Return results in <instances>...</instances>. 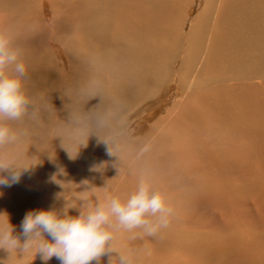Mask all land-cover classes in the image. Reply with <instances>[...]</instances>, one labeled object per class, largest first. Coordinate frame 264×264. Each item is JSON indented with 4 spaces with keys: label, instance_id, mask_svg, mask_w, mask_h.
<instances>
[{
    "label": "bare ground",
    "instance_id": "1",
    "mask_svg": "<svg viewBox=\"0 0 264 264\" xmlns=\"http://www.w3.org/2000/svg\"><path fill=\"white\" fill-rule=\"evenodd\" d=\"M192 1L0 0V28L13 30L27 66L26 112L3 120L17 140L0 145V156L30 167L19 183L0 188V211L17 234L26 212L62 208L83 180L101 197L107 187L126 198L142 174L166 195L172 188V198H196L212 210L251 196L264 218V0ZM144 111L152 119L141 131L135 117ZM169 176L178 187L161 184ZM224 209L233 227L251 231L240 212L230 217ZM135 231L119 241L140 251L139 264L173 236L212 263L247 246L243 231L230 245L217 238L195 245L185 234L172 236L170 224L153 237ZM247 255L256 258L248 264H264V251ZM32 264L45 262L38 254Z\"/></svg>",
    "mask_w": 264,
    "mask_h": 264
},
{
    "label": "clouds",
    "instance_id": "2",
    "mask_svg": "<svg viewBox=\"0 0 264 264\" xmlns=\"http://www.w3.org/2000/svg\"><path fill=\"white\" fill-rule=\"evenodd\" d=\"M26 72L13 30L0 28V145L17 140V134L3 120L19 119L26 112L29 98L22 79ZM65 151L73 159L72 151ZM28 169L26 164L0 156V188L19 183ZM63 171L58 166V173ZM51 179L59 183L56 174ZM81 184L82 192L74 199L64 197L62 208L50 206L26 212L19 225L20 234L9 214L0 211V251L7 253L0 264H32L38 254L45 264L53 257L59 264H100L106 254L107 264H139L140 251L122 245L119 235L131 233L134 239L135 230H140L143 236L153 237L167 228L174 216L166 194L154 187L147 175L139 177L135 191L126 198L108 192L107 187L101 197L87 180ZM71 209H77L78 214H69Z\"/></svg>",
    "mask_w": 264,
    "mask_h": 264
},
{
    "label": "rangeland",
    "instance_id": "3",
    "mask_svg": "<svg viewBox=\"0 0 264 264\" xmlns=\"http://www.w3.org/2000/svg\"><path fill=\"white\" fill-rule=\"evenodd\" d=\"M195 1L197 2V0H195ZM192 2H194V0ZM196 2L194 4L195 6L197 5ZM194 7H193V11L191 13L193 16H196L200 12V9H199V7H195V8ZM188 13L189 12H187V10H186V12H184L185 18L187 17V19L190 18L188 16ZM183 23H184V20H182L180 23L181 27L183 26ZM188 30L189 29H188V24H187L183 27V31L185 33H187ZM150 115L151 114L149 111L148 112L144 111V112H141V113L136 115L135 125L138 124L141 131L146 129L147 122L152 119ZM174 170L175 169L173 168L170 172H173ZM234 175L236 176L235 177L236 180L239 179L240 172L236 168H235ZM160 182H161V184L164 183V185L166 187L169 186V187L176 188L178 186H175V185L179 182V178L176 177V179H173L172 176H169L165 180L161 179ZM236 182H238V180ZM183 189H188V188L179 186V188L177 190L183 191ZM189 189L192 190L193 188L190 187ZM171 196H173V189L172 188L169 189V191L166 195L169 205L171 204L170 206L173 209L175 208L174 209V216L171 218V222H170V225L172 226L173 231H171L169 233L172 236H173L172 233L176 234V236H178L179 234L182 233V234H185V238H192V241L194 242V244H195L194 240H196L198 243H201V244H204L208 240L209 244L207 243V245H210L212 243L213 238H217L218 239L217 242L219 240H222L220 242L226 241V244L229 243L227 245H230V240H231V238H233L232 235H234L236 232H238V235H239L242 233V231L245 234L246 232H249L250 230H248V228H247V230H248L247 231L244 226H243L244 229H241L242 227H240V228L233 227L232 224L229 222L230 221L229 218H225L223 216V210H225L224 208H226L228 213H229L228 216H230V217L233 215L234 211H238L241 213V215L244 216V224L248 225L251 229V231L249 233H246V234L249 235V234L254 233L255 238H251V240H250V238H248L246 235H244V234L240 235V236H242V237H240V240L245 241L247 246L244 247L240 251H234L235 253L231 251L228 254V256H226L225 258L222 257V254H220V255L217 254V256L215 257L216 262L214 261V263H212V262H210L212 260V258L209 260L205 258L206 259V261H205L204 257L199 255L195 250L193 251V249L191 247L192 245H190V244H192L191 242H188V243L180 246L179 243L177 242V240L180 238L173 236V238H175V240H173V239L172 240H167V239L159 240V242H157L155 244V246H157V247L153 246L152 248H150V256L151 257L149 260L145 261L142 264H147V263L148 264H166V263L167 264H170V263L171 264H248V263L254 262L256 260V258L254 261L252 260L249 262V259L250 258L253 259V257H248V255L245 256V254L249 253V254H252V256H253L254 253H257L259 251L260 252L264 251V249H263L264 248V235H263L264 234V222L262 220L264 218H262L261 215H259V213L256 211V209H254L255 207H254L253 203L251 202L253 200L252 199L253 197L249 196L247 199V198H245L246 197L245 195L244 196L241 195L242 197L240 196V198H239L240 201H237L234 203L228 202L230 205L229 204H226V205L223 204V208L221 206L220 209H219V207H217L218 210H212L209 205H205V204H201V203L197 204L196 201H198V200H196V198H187L186 197L185 199L190 200V201H187V200L183 199V196L176 198V199L172 198ZM189 206H190V208H189ZM241 211L242 212L244 211L246 213L244 214V212L242 213ZM257 217L259 218L258 220H257ZM256 223H258V224H256ZM252 226L254 227L255 231L253 230ZM252 230L254 232H252ZM230 235H231V237H228ZM244 238H245V240H244ZM254 239H256V240H254ZM177 243H178V245H177ZM252 246H254V247H252ZM257 246H258V248H257ZM166 247H167V249H166ZM250 247H252V248H250ZM255 247L257 248V250L255 249ZM154 249H155L156 253L154 252ZM219 249L221 250L222 248H219ZM186 251H188V254H186L187 253ZM157 253H159V254H157ZM186 256H187V258H186ZM167 259H168V261H167ZM154 261H156V263Z\"/></svg>",
    "mask_w": 264,
    "mask_h": 264
}]
</instances>
